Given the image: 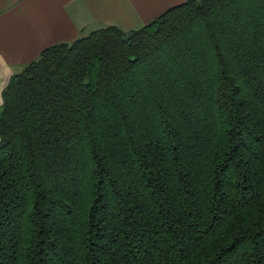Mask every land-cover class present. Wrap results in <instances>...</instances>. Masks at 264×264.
<instances>
[{
  "label": "trees",
  "instance_id": "trees-1",
  "mask_svg": "<svg viewBox=\"0 0 264 264\" xmlns=\"http://www.w3.org/2000/svg\"><path fill=\"white\" fill-rule=\"evenodd\" d=\"M0 264H264V0H186L13 74Z\"/></svg>",
  "mask_w": 264,
  "mask_h": 264
},
{
  "label": "crops",
  "instance_id": "crops-1",
  "mask_svg": "<svg viewBox=\"0 0 264 264\" xmlns=\"http://www.w3.org/2000/svg\"><path fill=\"white\" fill-rule=\"evenodd\" d=\"M186 0H0V106L13 74L41 51L91 31L139 28Z\"/></svg>",
  "mask_w": 264,
  "mask_h": 264
}]
</instances>
